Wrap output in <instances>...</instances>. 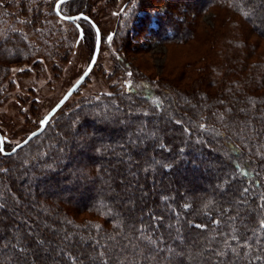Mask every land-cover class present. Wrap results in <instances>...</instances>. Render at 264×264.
Wrapping results in <instances>:
<instances>
[{"label":"trees","instance_id":"1","mask_svg":"<svg viewBox=\"0 0 264 264\" xmlns=\"http://www.w3.org/2000/svg\"><path fill=\"white\" fill-rule=\"evenodd\" d=\"M56 1L0 0V99L7 94L4 86L9 89L2 84L9 80L12 62L38 68L37 58L66 55L63 33L54 25H40L46 12L72 25L74 33L67 35L72 45L91 41L92 57L95 28L79 19L84 38L78 42L76 22L57 14ZM132 3L133 18L140 10L146 12L142 16H155L153 37L171 49L196 43L198 53L193 60L185 58L180 69L175 63L154 79L139 72L127 56L136 22L122 24L119 15L109 42L92 12L94 3L66 0L61 5L64 15L84 13L99 26L101 44H109L114 62L105 75L116 82L109 92L87 96L69 109L61 107L15 154L0 155V167L8 169L0 173V264H72L67 253L76 257V264H264V230L257 231L264 219L257 199L264 192V0H255L251 9L248 0ZM162 4L169 7L165 14L158 12ZM14 5L28 16L19 22H26L30 33L18 23H7L6 18H17L8 9ZM249 10L255 16L251 23L243 15ZM209 12L212 26L202 20ZM155 98L163 101L162 110H157ZM152 132L155 136L145 135ZM6 141L9 151L16 143ZM236 146L238 153L233 151ZM164 164L173 167L168 170ZM236 164L251 175L239 176ZM224 179L229 182L221 188ZM249 180L259 181V187L241 204V189ZM153 214L164 217L158 229L152 227ZM141 224L153 239L163 237L161 248L173 251L153 252L146 240L137 239ZM233 231L241 244L248 240L251 250L246 254L231 241L237 254L229 250L218 256L225 234ZM37 239L45 244H36Z\"/></svg>","mask_w":264,"mask_h":264},{"label":"rangeland","instance_id":"2","mask_svg":"<svg viewBox=\"0 0 264 264\" xmlns=\"http://www.w3.org/2000/svg\"><path fill=\"white\" fill-rule=\"evenodd\" d=\"M41 1L52 2V0ZM90 1L94 3L92 12L99 21L104 35L112 36L110 32L116 27L119 15L121 16L119 22L122 24L129 20L132 23L136 22L131 27L133 36L130 41L131 50L127 53V56L139 70L141 69L139 72H143V74H153L154 79L158 80L157 75L162 76L163 71H168L171 69V66H175L176 64L178 66L177 69H180L185 58L193 60L199 51L200 46H197L196 43L192 44L194 48L191 45L190 47L186 45L185 47L177 46L178 49H171L167 44L161 43L157 38L153 37L151 27L155 25V16L149 14L150 18L145 17L146 12L140 10L135 15L136 18H133L134 15L131 14V7L134 2L132 3V0H111V2H106V0ZM129 1L131 3L126 6ZM14 6L8 9L12 10L17 15V18L8 17L6 18L7 23H11L14 26H17L18 23L19 27L30 33L26 22H19L20 20L26 21L28 16L19 14L17 7ZM44 8L47 9L46 7ZM168 8L167 4H162L158 7V12L165 14L168 12ZM62 9L68 11L66 6H63ZM118 11L123 12L121 14L116 13ZM28 13H32L30 9H28ZM142 14L145 15L142 16ZM184 15L182 14L183 17ZM191 15L193 16L194 14ZM212 15L213 13L211 12L206 13L202 16V20L212 26ZM43 20L45 21L40 24L41 27L47 23L54 25L59 29L60 33H63L65 47L62 51H65L66 55L63 58L54 59L52 57L48 60L37 58L41 62L38 68L34 63L12 62L10 64L11 72L9 80L2 84L9 87V89L7 90L4 86L7 96L3 94L4 96L0 99V130L4 133H1V135L9 139L12 144L20 142L31 130L37 127V124H40L43 116L84 72L91 59V41H81L80 43H75V45H72V39L69 42L67 35L71 36L74 33L71 24L59 20L56 21L49 12H46ZM149 20L151 21L150 23H148ZM63 30H66V32H63ZM134 33L137 34L134 35ZM255 39L256 37L253 36L252 40ZM139 48L147 49V51L144 52ZM189 63L187 62V66ZM113 66L114 62L110 54L109 44L103 42L97 62L91 73L62 107L69 109L87 96L96 95L101 91L109 92L111 90L110 87L116 80L113 77H107L105 73L111 72ZM4 91L1 90V92Z\"/></svg>","mask_w":264,"mask_h":264},{"label":"snow or ice","instance_id":"3","mask_svg":"<svg viewBox=\"0 0 264 264\" xmlns=\"http://www.w3.org/2000/svg\"><path fill=\"white\" fill-rule=\"evenodd\" d=\"M66 3V0H57V5H56V11H57V14L60 15V5L61 4H64ZM248 3H249V9H251V5L255 3V0H248ZM264 6V5H262ZM243 15L246 19L249 20V22H254L255 20V16L252 14V12L249 10V11H243ZM63 19H71V20H78V19H85L87 20L88 17H82V16H76V17H70V16H64L62 17ZM261 23H264V21H261ZM257 30H259V24H257ZM77 28H79V25H77ZM99 33V29H97V34ZM81 40L84 38V35H83V30L81 29L80 30V37H79ZM107 39L109 41H111L112 39V36H108ZM90 63H94V60L91 61ZM91 71V67H89L88 69V72ZM85 75H87V73H85ZM132 73L129 72L128 73V76H131ZM126 87H131V82H126ZM110 95V94H109ZM221 103H223V101H221ZM162 105H163V101L159 100V98H155V106L157 108V110H162ZM227 111H231V109H227ZM243 111V109L241 110ZM144 115H148V113H144ZM223 114H221L220 116V119L223 120ZM49 119L50 117H45L40 123L42 126H47L48 123H49ZM175 123L177 124H180L182 123V121L180 120H176ZM201 129H206L207 128V125L205 124H201L200 125ZM43 129L41 128L40 131H42ZM38 135V132H33L29 137H28V140H31L33 137L37 136ZM145 135H150V136H155V133L152 132L151 134H145ZM137 139L140 140L141 143H143V139L137 135ZM28 140L24 141V143H27ZM6 138L5 137H2L0 136V155H11V154H15L16 151L18 150V148L22 147L23 145L21 144H17L16 147H14L12 149V152L11 153H8L5 151L3 145L6 143ZM131 143L132 144H136L137 143V140H131ZM245 147H247V145H245ZM97 151H99V149H97ZM234 152H239V147L236 146L234 147L233 149ZM180 152L183 153L184 152V149L181 148L180 149ZM249 152H251V149H249ZM259 155V153H257ZM164 168L168 169V170H171V168L173 167V164H164L162 165ZM235 169L238 173L239 176L241 177H249L251 175V173L245 169L244 167H242L241 165L239 164H236L235 166ZM8 171V169L6 168H2L0 167V173H6ZM145 172L148 171L147 168L144 169ZM256 175H259V173L257 172ZM237 176H232L230 177L229 179H236ZM229 179H224L221 183V185H219V187L223 188L224 185H226L228 182H229ZM259 181H256L255 184H253V181L249 180L248 181V185L243 187L241 189V199H240V203L243 204L246 200H247V195L250 193V191H254L256 187H259ZM164 200H167V197H164L163 198ZM258 208L260 209V211L264 212V192H261L259 195H258ZM4 207V204L3 203H0V208ZM185 207H188V205H185ZM231 220L235 221L236 217H230ZM151 220L154 221L155 223L152 225L153 229H158L160 227V222H162L164 220V217L163 216H157L155 214H153L151 216ZM220 221L219 220H216L214 221V224H219ZM168 228H171L172 225H168L167 226ZM193 227L195 228H206L207 226L206 225H201V224H196V225H193ZM259 230H264V219H261L259 221ZM138 233H139V236L137 237V239H140V240H146L151 246H152V251L153 252H171L173 251V249L169 246L167 248H161L160 245L161 244H164L165 241L163 239L162 236L160 237H157L156 239H153L152 238V233H149L148 230L144 227L143 224L140 225V227L137 229ZM176 232L179 234L180 232V229L179 228H176ZM29 235H31V233H29ZM230 237V239H229ZM178 239H182L181 236L178 235L177 237ZM70 239V236H66L65 237V240H69ZM111 239H115V237H112ZM231 241H235L236 242V245L237 247H243L245 250H246V254H247V251H250L251 250V245L249 244L248 240L246 239L243 244H241L240 242V238L239 236L236 234L235 231H233L232 233H228V234H225V248L224 250H221V251H218L216 254L218 256H226L228 251L230 250L233 254H237V247H233L232 246V243ZM36 244L38 245H44L45 244V241L42 240V239H37L35 241ZM96 243H99V241H96ZM257 244H259V239H257L256 241ZM20 252H23L24 249L23 248H20L19 249ZM67 255L69 256V258L72 260V264H76V257H73L71 256L70 253H67ZM100 256L103 257L104 256V252L101 251L100 252ZM147 259V257H146ZM255 259L259 260L261 259V257L259 255H257L255 257ZM105 264H107V261H105Z\"/></svg>","mask_w":264,"mask_h":264},{"label":"water","instance_id":"4","mask_svg":"<svg viewBox=\"0 0 264 264\" xmlns=\"http://www.w3.org/2000/svg\"><path fill=\"white\" fill-rule=\"evenodd\" d=\"M56 5H57V2H56ZM56 5H55V11H56ZM57 12V11H56ZM61 13V11H60ZM59 16L61 17H64V16H68V15H64L63 13H61ZM76 16H82V17H88V21L93 25V27L95 28V31H96V35H97V39H96V45H95V49H94V52L92 54V57L87 65V67L85 68L84 72L78 77V79L69 87V89L63 94V96L53 105V107L43 116V118L41 119V121L45 118V117H50V119L56 114V112L68 101V99L74 94V92L81 86V84L86 80V78L89 76V74L91 73L92 69L94 68L96 62H97V59H98V56H99V53H100V48H101V43H102V40H101V30L99 28V26L94 22L93 19H91V17H89L88 15L84 14V13H80V14H77V15H73V16H70V17H76ZM66 20H69V21H75L76 22V25H79V37H80V30L82 28V26L77 22V20H71V19H66ZM97 29H99V33L97 34ZM83 35H84V32H83ZM111 36V35H110ZM78 37V42L81 40L80 38ZM94 60V63H90L91 61ZM89 67H91V71L88 72V69ZM85 73H87V75H85ZM49 119V121H50ZM40 121V122H41ZM46 126H42L41 123L39 124V126L37 128H35L34 130H32L24 139H22L20 142H18L19 144L21 145H26L30 140H28V137L33 133V132H38V134H40L44 129H45ZM43 129L42 131H40V129ZM0 136L1 133H0ZM3 137V136H2ZM34 138V137H33ZM32 138V139H33ZM28 140L27 143H24V141ZM15 144L14 147L17 146V144ZM22 146V147H23ZM4 147V145H3ZM13 147V148H14ZM12 148V149H13ZM21 148V147H20ZM12 149L9 150V151H6L8 153H11L12 152ZM19 149V148H18Z\"/></svg>","mask_w":264,"mask_h":264},{"label":"flooded vegetation","instance_id":"5","mask_svg":"<svg viewBox=\"0 0 264 264\" xmlns=\"http://www.w3.org/2000/svg\"><path fill=\"white\" fill-rule=\"evenodd\" d=\"M129 4V3H128ZM128 4L126 6H128Z\"/></svg>","mask_w":264,"mask_h":264}]
</instances>
